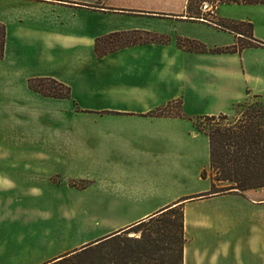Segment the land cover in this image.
<instances>
[{"label":"crops","instance_id":"0c3cea01","mask_svg":"<svg viewBox=\"0 0 264 264\" xmlns=\"http://www.w3.org/2000/svg\"><path fill=\"white\" fill-rule=\"evenodd\" d=\"M75 2H10L8 9L14 12H0L6 28L0 58V264H48L180 205L183 264H264V189L202 197L211 189L201 177L209 166V140L195 127L201 117L230 115L236 105L264 98V6H220L217 20L252 24L255 39L263 44L215 54L178 47L182 39L208 50L226 49L239 37L214 24L191 22L185 17L187 0H118L100 9ZM19 9L48 12L26 18L15 11ZM29 21L33 24H23ZM120 21L132 25L115 27ZM192 30L197 34L187 32ZM129 32L169 42L105 54L94 48L99 37ZM39 80L63 83L70 98L31 90L29 82ZM158 111L164 114H154ZM90 138L94 145L88 148L84 140ZM203 139L205 164L198 157ZM94 158L99 165L91 164ZM86 171H100L101 200L158 204L101 236L50 252L54 239H66L69 233L58 226L25 228V215L12 207L36 208L58 200L60 193L77 190L72 178L85 177ZM242 197L256 214L250 217L259 218L240 245L239 238L231 239L235 224H224L230 215L221 207L229 198ZM23 242L35 250L45 245L43 255L35 257L34 249L27 253Z\"/></svg>","mask_w":264,"mask_h":264},{"label":"trees","instance_id":"16d2710c","mask_svg":"<svg viewBox=\"0 0 264 264\" xmlns=\"http://www.w3.org/2000/svg\"><path fill=\"white\" fill-rule=\"evenodd\" d=\"M231 4L264 6V0H187L185 17L191 22L214 24L236 34L239 36L236 45L226 49L208 50L198 42L178 39V47L200 53L234 54L261 46L263 43L254 37L252 24L225 23L211 19V16L215 17L220 6ZM204 7L207 11H204ZM243 28L248 30L243 32ZM129 33L150 35L145 32ZM116 34L121 33L114 35ZM166 39V43L151 44H168L169 39ZM99 42L98 39L95 48L97 52H100L97 48ZM138 45L141 44L135 46ZM2 53L3 45L0 47V58ZM43 81H51L65 93L56 95L38 90L33 86L38 81L29 82L30 89L45 97L70 98V89L65 85L54 80H39ZM253 99L255 100L248 99L236 105L233 108L234 116H204L195 122L198 131L209 140V166L201 177L203 180L210 179L211 191L202 197L243 195L251 190L264 189V98ZM154 114L163 115L164 112L158 111ZM181 207L182 205L168 207L134 225L133 227L137 228L135 233H139V237L123 238L122 234L132 230L129 227L127 231L122 230L105 236L48 264H183L185 236L184 213Z\"/></svg>","mask_w":264,"mask_h":264},{"label":"rangeland","instance_id":"374dc122","mask_svg":"<svg viewBox=\"0 0 264 264\" xmlns=\"http://www.w3.org/2000/svg\"><path fill=\"white\" fill-rule=\"evenodd\" d=\"M45 2L46 0H0V12L1 13H10L14 12L12 9H8V3H26V2ZM54 1V0H53ZM55 1H65V0H55ZM70 1V0H68ZM76 1L78 5L86 6L90 8H103L104 3L106 2H117L118 0H71ZM83 1H92L90 4L85 3ZM139 1V0H137ZM206 8L204 7V11ZM19 11L23 14H27L26 18H30V15H37L41 13H47L46 10H38V9H24V10H15ZM50 13V12H49ZM48 13V14H49ZM217 19L211 16V19ZM219 20V19H218ZM49 22V21H48ZM45 22V26H48L49 23ZM94 22V19H93ZM23 24H33L27 22ZM129 25L126 21L118 22L115 27L117 28H124ZM50 26V25H49ZM243 32H246L248 29L243 28ZM189 33L197 34V31H187ZM5 36H6V28L5 25L0 22V47L5 43ZM99 39L98 50L100 51L99 54L110 52L109 50H115L118 48L124 47H133L137 44H151L152 42H160L166 43V37L159 36V35H148L143 33H129V34H110L107 36H102L97 38ZM95 46L96 48V41ZM62 61V59H61ZM62 65V64H61ZM60 83V82H58ZM63 84V83H60ZM64 85V84H63ZM34 88L49 92L50 94L62 95L65 91L56 87L51 81H43V82H36L33 84ZM68 87V86H67ZM69 88V87H68ZM255 99L251 98L249 101H253ZM172 111V110H171ZM168 112V111H166ZM235 112H232L230 116H234ZM90 141L91 144H87ZM84 143L86 147L90 148L93 146L94 141L93 139H85ZM198 157L202 164H205L208 161V146L206 144V140L203 139V143L200 145L198 143ZM190 163V160L189 162ZM91 164L99 165V159L94 158L91 160ZM190 165V164H189ZM74 185V189H77L73 192H62L59 195L58 200L53 202H41L38 204L36 208L28 207V206H21V207H12L13 210L19 211L22 213L23 222L25 228H35V230L39 229H51L57 228L59 231H66L68 232V237L66 239L62 238L57 242L54 239L52 245L47 247L50 252L52 251H62L72 248L74 246H78L82 240L95 238L97 236H101L103 233H106L108 230L112 229L113 227L120 225L142 213L151 209L154 205L158 204L155 201H132V202H118L112 200H101L100 198L103 195L99 191L100 186L104 183H100L102 180L100 171H86L85 177H76L72 178ZM209 182L211 183L210 179ZM219 185V184H217ZM192 185H189V188ZM81 189H85V191H81ZM211 191V189H210ZM236 195V194H230ZM234 199V200H232ZM242 199H246V197L239 198H229L226 200L225 206L221 208L225 209L229 213V217L225 220L224 224H235V232L234 235H231V239L235 241L238 239L240 245L243 244L245 240V236L248 232V229L252 225L258 221L254 217H250L253 215L251 210L244 204ZM184 213V206L181 207ZM196 208H189V211L193 214V211ZM37 215V217L33 218L31 215ZM253 216H256L253 215ZM260 221V220H259ZM233 227V225H230ZM132 230L122 234L123 238H135L139 237V233L136 232V227H131ZM194 229V226L190 224L189 231L191 232ZM124 231H127L124 230ZM74 234V235H73ZM185 236V235H184ZM235 236V238H233ZM23 247L28 248L27 253L30 249H34L32 244H26L25 242L22 243ZM43 248L45 249V245L42 247L38 246V249L35 250V257L39 258L43 255ZM47 250V249H46ZM245 254V252H243Z\"/></svg>","mask_w":264,"mask_h":264},{"label":"built area","instance_id":"2783aa9c","mask_svg":"<svg viewBox=\"0 0 264 264\" xmlns=\"http://www.w3.org/2000/svg\"><path fill=\"white\" fill-rule=\"evenodd\" d=\"M206 8V7H205Z\"/></svg>","mask_w":264,"mask_h":264}]
</instances>
